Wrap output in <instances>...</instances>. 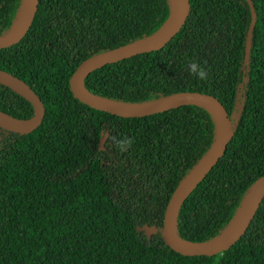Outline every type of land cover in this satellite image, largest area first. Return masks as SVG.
Segmentation results:
<instances>
[{"label":"trees","instance_id":"trees-1","mask_svg":"<svg viewBox=\"0 0 264 264\" xmlns=\"http://www.w3.org/2000/svg\"><path fill=\"white\" fill-rule=\"evenodd\" d=\"M23 1L0 0V37ZM169 15V0H37L25 35L0 49V71L43 107L30 133L0 129V264H264V196L241 237L217 255L182 256L161 239L170 196L215 143L206 108L122 118L87 107L70 89L84 61L153 37ZM193 60L207 80L190 75ZM83 85L122 105L190 92L223 106L231 136L174 221L183 241L223 234L264 176V0H188L183 25L161 49L98 68ZM0 112L33 114L2 85ZM124 136L135 143L121 153L111 137ZM142 226L156 229L149 240Z\"/></svg>","mask_w":264,"mask_h":264},{"label":"water","instance_id":"water-1","mask_svg":"<svg viewBox=\"0 0 264 264\" xmlns=\"http://www.w3.org/2000/svg\"><path fill=\"white\" fill-rule=\"evenodd\" d=\"M36 4L37 0L23 1V6L21 9V12L23 10L21 23L14 33L10 34L9 32L7 35L0 37V49L9 48L15 45L25 35L34 16ZM169 4L171 14L170 0ZM21 12L19 13L18 18ZM187 14L188 0H179V9L174 21L170 25H168L166 29H164V27L166 26L165 25L156 35H154L153 37L156 36V38L153 42H147L149 39L153 38L151 37L143 42L125 45L110 51L100 53L87 59L71 75L70 89L73 95L87 107L122 118L146 117L186 105L201 106L209 111L216 125L215 143L202 158V160L174 189L172 195L170 196L162 218L161 239L163 243L173 252L178 253L182 256L210 257L227 250L241 237V235L246 230L250 220L252 219L261 199L264 196L263 176L258 179L250 188L240 210L236 215L237 217L241 212L236 227L227 237L222 240H217V238L219 237L218 236L215 239L207 242L191 243L180 240L175 234L174 221L179 207L181 206L184 199L195 188V186L216 164L225 149L227 141L231 136V125L223 106L212 96L190 92L176 93L141 105H122L90 94L84 89L83 85L84 78L89 73L98 68L136 55L154 52L161 49L181 28L187 17ZM18 18L16 22L18 21ZM249 43L250 32H248L246 37V55H248ZM0 85L8 88L12 92L22 97L31 105L33 111L32 116L28 119H16L0 112V129L20 135H26L33 131L40 124L43 116V107L39 99L34 95V93L24 82L4 71H0ZM218 131H220L219 135ZM103 141L104 140L101 139L99 142L100 150H102L103 148ZM236 217L234 218V220L236 219ZM137 230L142 231L144 236L148 240L156 232L155 228L146 226L137 228Z\"/></svg>","mask_w":264,"mask_h":264},{"label":"clouds","instance_id":"clouds-1","mask_svg":"<svg viewBox=\"0 0 264 264\" xmlns=\"http://www.w3.org/2000/svg\"><path fill=\"white\" fill-rule=\"evenodd\" d=\"M188 71L190 75L195 76L201 81H205L209 78V71L205 70V67L196 61H190L188 63ZM113 144L121 153L127 152L131 149L135 143L134 138H130L128 136H124L122 138L117 139L116 137H111Z\"/></svg>","mask_w":264,"mask_h":264},{"label":"bare ground","instance_id":"bare-ground-1","mask_svg":"<svg viewBox=\"0 0 264 264\" xmlns=\"http://www.w3.org/2000/svg\"><path fill=\"white\" fill-rule=\"evenodd\" d=\"M170 1H171L172 13L170 14V19L167 22V24L164 27V29H166L168 27V25H170L174 21L176 15H177L178 9H179V0H170ZM22 15H23V10H22V12H21V14H20V16L18 18V21L14 24L13 28L11 29L10 34L14 33L18 29V27H19V25L21 23ZM155 38H156V36L153 37L152 39H149L147 42L151 43V42L154 41ZM219 134H220V131H218V135ZM240 213L238 214V216L236 217V219L232 222V224L228 227V229L222 235H220L217 238V240L224 239L225 237H227L234 230V228L236 227L237 222L239 220Z\"/></svg>","mask_w":264,"mask_h":264}]
</instances>
